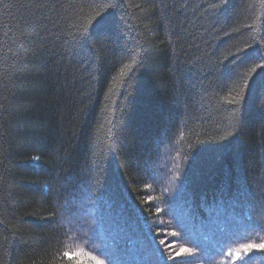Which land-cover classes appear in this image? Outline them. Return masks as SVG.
<instances>
[{
	"label": "trees",
	"instance_id": "1",
	"mask_svg": "<svg viewBox=\"0 0 264 264\" xmlns=\"http://www.w3.org/2000/svg\"><path fill=\"white\" fill-rule=\"evenodd\" d=\"M37 2L0 0V264H165L194 240L245 264L227 251L264 239V0H124L90 47L73 37L120 0Z\"/></svg>",
	"mask_w": 264,
	"mask_h": 264
},
{
	"label": "snow or ice",
	"instance_id": "2",
	"mask_svg": "<svg viewBox=\"0 0 264 264\" xmlns=\"http://www.w3.org/2000/svg\"><path fill=\"white\" fill-rule=\"evenodd\" d=\"M24 3L28 7H39L37 0H24ZM124 3V0H120L119 3H108L106 5V11L107 9H111L112 12H110L107 16H101L99 19L96 20L95 26L92 27L90 30L85 31L81 33L79 36H74L73 40L78 42L81 46H91V41L95 38L98 41H103L107 38V34L109 32L110 27L113 24V21L110 19L111 16L115 15V10L117 8H120L121 5ZM230 0H220V5L222 7V11L227 12L228 6H229ZM126 7H131L132 5H125ZM213 7H216V5H213ZM91 20L89 21V24L91 25ZM135 66V61L132 62V64L125 65L124 68L120 70L119 76L123 77L125 75V72L132 67ZM264 67V65L257 64L255 68L252 69L253 72L256 71V68ZM241 92H243V88L241 89ZM242 97H233L232 100L229 101V103L233 104H240ZM147 188H151V185H146ZM152 199V198H149ZM256 227H258L261 231H264V224H257ZM172 236H179L180 233L176 231L171 232ZM195 243L199 244L201 248H203V251H198L197 248L188 247V246H180L178 250H176L172 244L167 243V247L170 250V254L165 256L163 249H158L161 253V256L164 257L165 264L169 260L172 261V264H177V259L184 257L185 259L180 260V264H196L199 260H207L208 264H213V256L210 249L203 245L200 241L194 240ZM160 244H166V241L160 240ZM260 251L264 252V239H261L259 243L256 242H249V243H243L240 244L239 247L235 248L233 251L232 249H229L227 251V255L229 257L234 256L236 260L244 261L245 264L247 262L245 261V257L251 254L253 251ZM65 255H68V253H65ZM187 257H193L194 259H187ZM92 259L95 261V264H105V261L103 259H98L97 257H92Z\"/></svg>",
	"mask_w": 264,
	"mask_h": 264
}]
</instances>
